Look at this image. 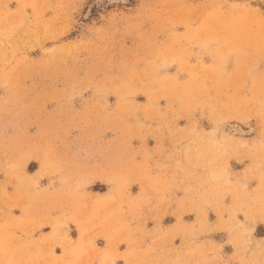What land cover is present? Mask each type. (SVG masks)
Listing matches in <instances>:
<instances>
[{
    "label": "rangeland",
    "instance_id": "obj_1",
    "mask_svg": "<svg viewBox=\"0 0 264 264\" xmlns=\"http://www.w3.org/2000/svg\"><path fill=\"white\" fill-rule=\"evenodd\" d=\"M109 241L264 264V0H0V264Z\"/></svg>",
    "mask_w": 264,
    "mask_h": 264
},
{
    "label": "crops",
    "instance_id": "obj_2",
    "mask_svg": "<svg viewBox=\"0 0 264 264\" xmlns=\"http://www.w3.org/2000/svg\"><path fill=\"white\" fill-rule=\"evenodd\" d=\"M114 244L113 241L103 243L99 247L100 264H169L166 262V251L154 247L149 250L148 247L139 248L138 246L128 244L126 247ZM123 260V262H119Z\"/></svg>",
    "mask_w": 264,
    "mask_h": 264
},
{
    "label": "bare ground",
    "instance_id": "obj_3",
    "mask_svg": "<svg viewBox=\"0 0 264 264\" xmlns=\"http://www.w3.org/2000/svg\"><path fill=\"white\" fill-rule=\"evenodd\" d=\"M108 1H116V0H108Z\"/></svg>",
    "mask_w": 264,
    "mask_h": 264
},
{
    "label": "water",
    "instance_id": "obj_4",
    "mask_svg": "<svg viewBox=\"0 0 264 264\" xmlns=\"http://www.w3.org/2000/svg\"><path fill=\"white\" fill-rule=\"evenodd\" d=\"M119 1H121V0H119Z\"/></svg>",
    "mask_w": 264,
    "mask_h": 264
}]
</instances>
